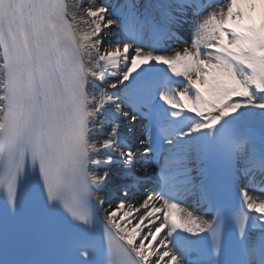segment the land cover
Instances as JSON below:
<instances>
[{
    "label": "snow or ice",
    "instance_id": "snow-or-ice-1",
    "mask_svg": "<svg viewBox=\"0 0 264 264\" xmlns=\"http://www.w3.org/2000/svg\"><path fill=\"white\" fill-rule=\"evenodd\" d=\"M250 189L264 0H0V264H264Z\"/></svg>",
    "mask_w": 264,
    "mask_h": 264
},
{
    "label": "bare ground",
    "instance_id": "bare-ground-1",
    "mask_svg": "<svg viewBox=\"0 0 264 264\" xmlns=\"http://www.w3.org/2000/svg\"><path fill=\"white\" fill-rule=\"evenodd\" d=\"M84 2H85V4H87V3H89V0H84ZM185 36H186L187 39L189 38L187 35H185ZM184 46H185V45L182 44V43H179V44L176 43V42H173V43H172V47H174V48L182 49ZM152 176H154V175H152ZM152 176H150V177H145V178L142 180V182H141V184H140L141 192H139V190L137 189V190L133 193L132 197L130 198V199H131V202H132L133 204L139 205L140 203H142V201H143V199L146 197V195H147L151 190H153L151 187L148 186V184H149L150 179L152 178ZM113 194H114V193H112V195H113ZM250 194L253 195V196L256 197V198L264 197V196H261V195H258V194H256V193H254V192H250ZM101 195H103V193H101ZM115 195H116V193H115ZM109 203H110V202L108 201V203H106V204L103 206V208L100 207V210H101V212H102V214H103L104 217L106 216V213H105V211H104V208H107ZM116 203H117V202H116ZM110 204H111V203H110ZM111 205H112L113 207H115V205H113V204H111ZM186 205H187L190 209H193V210L196 208L195 202H194L193 199L190 198V197H189V198H186ZM202 207H203V205H202ZM142 213H143V209H141V213H140V214H142ZM209 218H210V214H209ZM133 222H135V220H133Z\"/></svg>",
    "mask_w": 264,
    "mask_h": 264
},
{
    "label": "rangeland",
    "instance_id": "rangeland-1",
    "mask_svg": "<svg viewBox=\"0 0 264 264\" xmlns=\"http://www.w3.org/2000/svg\"><path fill=\"white\" fill-rule=\"evenodd\" d=\"M113 196H115V193L113 194ZM263 198H264V197H263ZM109 202H110L111 204H113V205H116L117 200H116L115 198H113V199L109 200Z\"/></svg>",
    "mask_w": 264,
    "mask_h": 264
}]
</instances>
